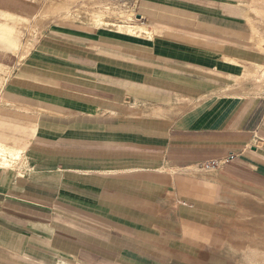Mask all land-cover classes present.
<instances>
[{"label": "crops", "instance_id": "crops-1", "mask_svg": "<svg viewBox=\"0 0 264 264\" xmlns=\"http://www.w3.org/2000/svg\"><path fill=\"white\" fill-rule=\"evenodd\" d=\"M33 8L0 0V264L237 263L264 216L244 7L136 0L120 30L27 37Z\"/></svg>", "mask_w": 264, "mask_h": 264}, {"label": "rangeland", "instance_id": "rangeland-1", "mask_svg": "<svg viewBox=\"0 0 264 264\" xmlns=\"http://www.w3.org/2000/svg\"><path fill=\"white\" fill-rule=\"evenodd\" d=\"M23 1L34 6L33 14L26 18L24 25L27 31V37L38 35L42 28L57 21L90 24L108 30H114L116 27H119L120 30L121 25H127L136 20V0H73L70 3H68L69 0ZM52 1L67 3L69 10L55 11L53 14L47 13L41 15L40 11L43 9L42 7ZM235 1L244 7L245 23L250 25V53L259 55L253 56V59L245 57L244 60L236 61L235 63L249 67L251 69V80H257L259 85H261L262 83L264 84V40H262L264 39V31H262L264 30V0ZM80 9H85L84 13L86 15L99 13L100 19H93V21L86 19L83 14L79 13ZM247 11H253V13L246 16ZM18 35L20 38L22 37V33H18ZM2 43L6 44V42L0 40V44ZM2 49L5 50V47ZM254 90L262 92L263 88L258 87ZM249 223V231L246 229L240 231L238 233L240 240H236L235 243L237 245L234 248L226 250L236 257L237 263L235 264H264V216L252 215ZM227 253L220 254V257L226 259L228 256Z\"/></svg>", "mask_w": 264, "mask_h": 264}, {"label": "bare ground", "instance_id": "bare-ground-1", "mask_svg": "<svg viewBox=\"0 0 264 264\" xmlns=\"http://www.w3.org/2000/svg\"><path fill=\"white\" fill-rule=\"evenodd\" d=\"M58 1V0H57ZM57 1H52V2H48L49 4L45 5L44 7H42L43 9L40 11L41 15L42 14H53V12L55 11H64V10H69L68 8V4L67 3H63L62 1L61 2H57ZM73 0H69L68 3L72 2ZM73 7V6H72ZM89 7V6H88ZM71 8V7H70ZM77 9V7H76ZM85 10V9H84ZM84 10L83 9H80L79 13L83 14L85 16L86 19H91L93 21V19H100V15L99 13H93V14H89V15H86L84 13ZM73 11V10H72ZM256 11V10H254ZM74 12V11H73ZM246 13V12H245ZM251 13H253V11H247L246 13V16H249ZM90 20V21H91ZM260 27V26H259ZM264 31V30H262ZM37 39V38H36ZM264 40V39H262ZM30 44L29 45H26V47L24 48L23 50V53H26L27 52V49L29 48ZM33 46V45H32ZM257 56H259L258 54H256ZM261 55V54H260ZM16 156H18V154H16ZM0 157H2L1 159V162L0 164L3 165V164H6L7 161L5 160V153L1 150V146H0Z\"/></svg>", "mask_w": 264, "mask_h": 264}]
</instances>
